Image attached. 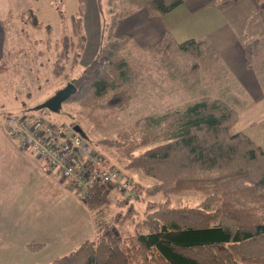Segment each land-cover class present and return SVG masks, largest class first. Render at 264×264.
I'll return each mask as SVG.
<instances>
[{"label":"trees","instance_id":"1","mask_svg":"<svg viewBox=\"0 0 264 264\" xmlns=\"http://www.w3.org/2000/svg\"><path fill=\"white\" fill-rule=\"evenodd\" d=\"M127 1L144 8L151 17H161L186 0ZM238 1L221 0L218 7L226 10ZM261 6L264 11V2ZM28 13V22L39 29L42 22L37 21L36 13ZM131 14H122L119 21ZM128 41L109 35L99 58L72 81L77 87L71 96L74 101L92 105L113 92L104 105L122 102L119 89L133 79L123 56ZM55 45L52 72L60 76L67 62H78L85 47L80 17L74 19L72 33L56 39ZM151 48L163 49L179 69L192 64L197 70L204 56L217 54L206 40L179 42L170 32ZM258 48V40L244 43L250 69ZM3 59L0 70L10 59L9 53ZM237 117V109L207 95L184 108L146 116L134 124V130L120 134L128 137L125 141L107 142L109 147L124 149L129 168L157 181L146 188L148 197L195 189L205 192V199L195 207L148 201L144 217L139 219L133 200L111 197L115 189L126 191L114 183L99 182L83 201L94 219L95 239L49 264H264V150L243 132L231 133ZM144 146L145 151L133 155ZM129 181L131 192L136 191L138 200H143L142 186ZM112 205L120 209L113 211Z\"/></svg>","mask_w":264,"mask_h":264},{"label":"rangeland","instance_id":"2","mask_svg":"<svg viewBox=\"0 0 264 264\" xmlns=\"http://www.w3.org/2000/svg\"><path fill=\"white\" fill-rule=\"evenodd\" d=\"M261 2L264 0H240L234 8L228 9V13L232 11L233 16L240 15L241 12L248 13V18L242 22L243 28L234 18L231 21L247 44L259 40L254 65L259 67L257 75L264 84V11ZM30 10L36 13L37 21L42 22L39 29H34L33 23L28 22ZM139 11L147 13L144 8L139 6L137 8L127 0H0V27L5 34L3 54L9 53L10 56L0 70V123L7 114H18L28 108H38L58 91L72 84L85 68L99 58L109 35L112 34L116 38L115 36L122 34L123 29H127L125 25L118 27V24L130 23L129 19L132 17L128 19L125 17L119 21L120 16ZM192 16L177 17L174 28L179 32L185 27L191 31L190 25L202 23V20L191 22ZM78 17L81 18L85 47L78 62L76 64L67 62L62 74L56 76L52 72L55 40L71 34L74 19ZM114 21L118 23L115 25ZM135 22H138L136 18ZM47 27H51L52 32L48 33ZM193 28L196 30L198 26ZM131 32L134 36V31ZM129 35L117 38L129 39L123 56L133 71V79L119 89L122 102L104 105L113 98V92H109L92 105H80L70 97L58 112H51V118L73 129L80 127L79 134L95 147L96 152L105 156L117 171L128 177V180L131 179L142 186L143 200H138L136 191L133 193L134 197L130 196V191L119 192L117 189L111 194L114 200L116 198L133 200L139 219L144 217L148 201L169 202L172 207L199 206L206 193L195 189L183 190L170 196L159 193L156 197H148L145 194L146 188L157 181L146 176L141 170L129 168L122 147H109L106 143L125 141L128 137H120V134L125 135L134 130V124L146 116L181 109L188 103L209 95L223 99L238 110V117L231 128V133L243 132L264 150V88L263 97L260 96L259 99H257L259 94H255L256 97L246 94L243 85H240L239 80L232 75L217 54L199 58L201 63L199 61L197 70L192 69V64H188L182 70L170 62L163 49L167 56L162 51L152 50L151 47L158 41L151 45H143L140 36L133 40ZM253 52L255 55V49ZM214 57H217V60L212 62ZM0 137H8L1 124ZM146 148L147 146L137 149L133 155H138ZM3 156L4 153L0 152L1 163ZM38 161L41 165V161ZM26 181L27 175L21 179L8 181L7 185L0 188V218L9 215L17 206L24 203L22 199L30 196L32 188L38 189L37 180L29 188L25 184ZM111 208L113 211L120 209L113 205ZM40 257L35 255L36 259Z\"/></svg>","mask_w":264,"mask_h":264},{"label":"crops","instance_id":"3","mask_svg":"<svg viewBox=\"0 0 264 264\" xmlns=\"http://www.w3.org/2000/svg\"><path fill=\"white\" fill-rule=\"evenodd\" d=\"M220 1L186 0L161 17H150L144 11L133 13L126 18L132 17L129 19L130 23L118 24V27L125 25L129 30L123 29L122 34L115 37L130 34L133 40H137V36H140L143 45L159 41L166 32L172 33L179 42L206 40L213 46L221 62L243 85L245 93L253 97L259 94V99L260 96L263 97L264 88L257 75L259 67L253 65L257 71L248 67L244 50V43H247L231 21L234 18L243 28L242 22L248 18V13L241 12L240 15L233 16L232 11L228 13V9L234 8L239 1L226 10L218 7ZM199 15L200 17H195ZM180 16H192L191 22L202 20V23L190 25L191 31L185 27L179 32L174 27ZM135 18L138 22H135ZM193 26H198V29L195 30ZM131 31H134V36ZM3 32L0 27V61L4 56ZM1 139L3 145L0 144V152L4 156L3 162H0V188L7 185L8 181L21 179L26 175L28 181L25 184L28 188L33 186L35 180L39 187L32 188V198H21L24 203L9 215L0 218V264H49L71 253L83 242L95 239L94 219L85 204L69 192L59 179L41 175L37 157L21 149L13 139L0 137V142ZM35 255L41 257L36 259Z\"/></svg>","mask_w":264,"mask_h":264},{"label":"built area","instance_id":"4","mask_svg":"<svg viewBox=\"0 0 264 264\" xmlns=\"http://www.w3.org/2000/svg\"><path fill=\"white\" fill-rule=\"evenodd\" d=\"M0 124L21 149L41 161V175L59 179L79 200L90 197V190L99 182L114 183L134 197L127 177L73 128L53 120L49 110L27 109L7 114Z\"/></svg>","mask_w":264,"mask_h":264},{"label":"water","instance_id":"5","mask_svg":"<svg viewBox=\"0 0 264 264\" xmlns=\"http://www.w3.org/2000/svg\"><path fill=\"white\" fill-rule=\"evenodd\" d=\"M76 92L77 87L73 84H68L64 89L58 91L52 98L39 106L38 109H48L51 112H58L62 104ZM75 131L81 133V128L77 126L75 127Z\"/></svg>","mask_w":264,"mask_h":264}]
</instances>
